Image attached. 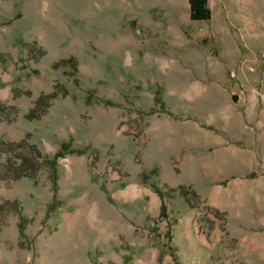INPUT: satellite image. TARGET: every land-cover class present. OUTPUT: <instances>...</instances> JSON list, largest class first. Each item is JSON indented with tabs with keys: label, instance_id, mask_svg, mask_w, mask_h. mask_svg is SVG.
I'll return each instance as SVG.
<instances>
[{
	"label": "rangeland",
	"instance_id": "1",
	"mask_svg": "<svg viewBox=\"0 0 264 264\" xmlns=\"http://www.w3.org/2000/svg\"><path fill=\"white\" fill-rule=\"evenodd\" d=\"M208 4L0 0V264H264V0Z\"/></svg>",
	"mask_w": 264,
	"mask_h": 264
},
{
	"label": "trees",
	"instance_id": "2",
	"mask_svg": "<svg viewBox=\"0 0 264 264\" xmlns=\"http://www.w3.org/2000/svg\"><path fill=\"white\" fill-rule=\"evenodd\" d=\"M189 13L190 18L193 20H208L211 17V10L208 4V0H189ZM64 152L70 150L65 142L61 145ZM63 152L59 151L56 156H60ZM156 192L160 194L159 190L155 187ZM165 204L161 205V213L165 214L166 212Z\"/></svg>",
	"mask_w": 264,
	"mask_h": 264
},
{
	"label": "crops",
	"instance_id": "3",
	"mask_svg": "<svg viewBox=\"0 0 264 264\" xmlns=\"http://www.w3.org/2000/svg\"><path fill=\"white\" fill-rule=\"evenodd\" d=\"M210 7V6H209ZM211 10V9H210Z\"/></svg>",
	"mask_w": 264,
	"mask_h": 264
}]
</instances>
